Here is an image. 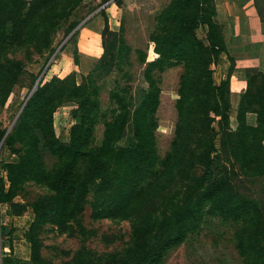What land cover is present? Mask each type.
I'll use <instances>...</instances> for the list:
<instances>
[{
  "label": "trees",
  "instance_id": "16d2710c",
  "mask_svg": "<svg viewBox=\"0 0 264 264\" xmlns=\"http://www.w3.org/2000/svg\"><path fill=\"white\" fill-rule=\"evenodd\" d=\"M84 1L0 0V109L20 84L26 62L34 55L46 58L60 40L74 37ZM120 1L114 0L118 6ZM102 16V51L91 69L79 81L74 72L45 81L43 75L18 105L23 107L9 131L0 128L1 147L14 157L0 161V206H7L11 216L27 209L33 215L24 231L28 260L18 261L1 249L0 264H55L41 254L39 233L45 226L80 235L79 247L56 264H163L170 249L210 224L232 229L241 264H264V72L245 70L246 87L232 128L234 61L214 20V2L169 0L152 17L148 41L153 57L134 51L143 65V85L132 94L127 82L132 49L124 24L121 20L111 30ZM222 54L229 65L217 82L213 66ZM72 56L78 64L76 50ZM173 67L180 68L176 120L161 157L155 138L157 74ZM104 87L106 108L100 99ZM65 104L72 107L66 141L53 124ZM248 113L254 114L253 124L247 123ZM248 183H260L258 197ZM27 185L39 193L31 201H15L25 196ZM86 206L94 221H128L125 244L108 252L88 248L85 242L95 232L83 225ZM11 234L0 224L2 243Z\"/></svg>",
  "mask_w": 264,
  "mask_h": 264
},
{
  "label": "rangeland",
  "instance_id": "374dc122",
  "mask_svg": "<svg viewBox=\"0 0 264 264\" xmlns=\"http://www.w3.org/2000/svg\"><path fill=\"white\" fill-rule=\"evenodd\" d=\"M157 1L132 0L127 4L120 1L121 5L118 6L120 12L116 21L120 23L122 20L125 37L132 49L130 55V62L132 64L130 67L131 79L127 81L131 86L132 94L135 93L138 86L143 85L141 76L143 65L136 62V52L134 51L136 49L145 50L148 60L153 55L151 52V44L148 41V34L153 25L152 17L158 10L156 9ZM97 6L99 5L95 3L91 4L90 1L85 3L84 1L79 9L80 12L76 13V18L80 20V23L76 27L77 32L74 37L68 40L69 36L67 35V39L66 36L60 40L56 44L55 50L46 58L34 55L32 61L26 62L25 74L22 76L20 84L14 87L8 102L0 109L1 129H8L12 126L21 108H18V105L24 100L26 94L28 95L30 92L29 86L32 76L38 77L41 72L45 71L44 77L42 78V81H45L49 80L53 75L63 77L68 73L74 72L79 81V77L90 70V66L84 67L83 64L79 67L80 53L76 44L79 37V27L91 18ZM197 34L203 36L204 29H199ZM73 50H76L78 55V64L73 63ZM15 56L22 58L23 54L16 53ZM72 68L73 71H70ZM179 72L180 70L177 67H173L157 74L160 87V101L155 113L157 121L155 138L157 151L161 157L168 150L173 137L176 120L174 101L176 98ZM100 99L102 101V107L106 108V87L102 89ZM70 108H72L71 104H65L59 107L53 118L55 132L64 141L67 140L68 129L72 123L69 116ZM232 122H234V119ZM100 131L101 128L97 127V138L100 137ZM13 159L14 157L8 150L1 147L0 142V161H11ZM50 162V160H47L48 164ZM0 175L4 176V173L0 171ZM247 186H249L250 192L258 197L257 192L260 188V183H248ZM24 190L25 196H17L15 201L21 203L28 202L39 193V190L35 186L27 185ZM0 208L2 211L0 224L12 233L8 239L4 238L3 243L0 239V248L1 244H4L6 249L4 251L2 250L3 254H10L16 260L23 261L24 257H28L29 251V245L24 238V231L32 220V212L30 209H27L21 216H11L7 207L1 205ZM83 225L95 232L94 236L87 239L85 245L97 252H108L119 248L123 243L125 244L129 237L130 223L128 221L118 222L108 219L94 221L90 218V210L87 206L83 214ZM79 236L77 232L75 235H69L67 233H61L53 227L45 226L39 233V238L42 243V256L55 264L67 259L79 247ZM163 264H241V260L234 248L232 229L227 227V225L210 224L198 233L189 236L181 245L170 249L163 259Z\"/></svg>",
  "mask_w": 264,
  "mask_h": 264
},
{
  "label": "crops",
  "instance_id": "0c3cea01",
  "mask_svg": "<svg viewBox=\"0 0 264 264\" xmlns=\"http://www.w3.org/2000/svg\"><path fill=\"white\" fill-rule=\"evenodd\" d=\"M88 1L99 6L95 8L96 10L92 13L91 18L79 27L76 46L80 53L79 67L83 64L84 67L90 66L89 69H91L102 51L100 47V34L104 23L102 13L107 18L109 28L117 30L119 22L116 20L120 8L114 0H105L104 2L101 0H85V3H88ZM168 2L169 0H158L156 9ZM213 2L215 6L214 20L222 26L227 55L232 57L234 61V68L230 77V111L232 112L230 114V124L234 128L236 125L234 112L240 94L246 87L245 70L255 68L264 72V0H213ZM78 12L80 11L78 10ZM228 65L226 55H220L219 61L213 66L214 78L217 82ZM177 68L180 70L179 67ZM70 71H73V68ZM254 118V114L248 113L246 115L247 123L253 124ZM233 119L234 122H232ZM0 218L2 219L1 208ZM1 249L4 251L6 249L5 245L0 248V251ZM28 258L29 251L28 257H24L23 261L28 260Z\"/></svg>",
  "mask_w": 264,
  "mask_h": 264
},
{
  "label": "water",
  "instance_id": "95a60500",
  "mask_svg": "<svg viewBox=\"0 0 264 264\" xmlns=\"http://www.w3.org/2000/svg\"><path fill=\"white\" fill-rule=\"evenodd\" d=\"M68 36H69V35H68ZM68 36L66 37V39L68 38ZM64 41H65V40H64ZM64 41H63V42H64ZM62 44H63V43H62ZM59 48H60V47H59ZM44 73H45V71L41 72V73L39 74V76L36 78V80L34 81V84H33L32 88H31L29 94L27 95V98H28L29 95L33 92V90L36 88L37 84L39 83V81H40L41 78L43 77ZM22 107H23V106H21V108H22ZM21 108H20V109H21ZM16 117H17V116H16ZM9 129H10V128L7 129L6 133L9 131Z\"/></svg>",
  "mask_w": 264,
  "mask_h": 264
},
{
  "label": "built area",
  "instance_id": "2783aa9c",
  "mask_svg": "<svg viewBox=\"0 0 264 264\" xmlns=\"http://www.w3.org/2000/svg\"><path fill=\"white\" fill-rule=\"evenodd\" d=\"M122 2H124V3H130L132 0H121Z\"/></svg>",
  "mask_w": 264,
  "mask_h": 264
}]
</instances>
